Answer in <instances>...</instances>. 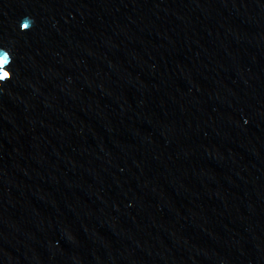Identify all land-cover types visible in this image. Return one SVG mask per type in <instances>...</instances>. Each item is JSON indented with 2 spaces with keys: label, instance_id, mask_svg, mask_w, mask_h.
<instances>
[{
  "label": "water",
  "instance_id": "95a60500",
  "mask_svg": "<svg viewBox=\"0 0 264 264\" xmlns=\"http://www.w3.org/2000/svg\"><path fill=\"white\" fill-rule=\"evenodd\" d=\"M0 264H264V0H0Z\"/></svg>",
  "mask_w": 264,
  "mask_h": 264
},
{
  "label": "snow or ice",
  "instance_id": "6c2138e0",
  "mask_svg": "<svg viewBox=\"0 0 264 264\" xmlns=\"http://www.w3.org/2000/svg\"><path fill=\"white\" fill-rule=\"evenodd\" d=\"M6 62V58L5 59H0V65H3ZM10 78V73L5 71L3 73H0V80H7Z\"/></svg>",
  "mask_w": 264,
  "mask_h": 264
}]
</instances>
